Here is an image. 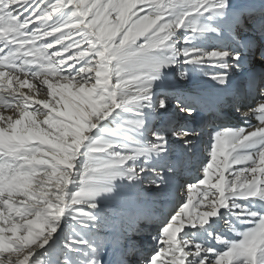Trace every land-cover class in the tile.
<instances>
[{
    "label": "snow or ice",
    "instance_id": "1",
    "mask_svg": "<svg viewBox=\"0 0 264 264\" xmlns=\"http://www.w3.org/2000/svg\"><path fill=\"white\" fill-rule=\"evenodd\" d=\"M0 264H264V0H0Z\"/></svg>",
    "mask_w": 264,
    "mask_h": 264
},
{
    "label": "bare ground",
    "instance_id": "2",
    "mask_svg": "<svg viewBox=\"0 0 264 264\" xmlns=\"http://www.w3.org/2000/svg\"><path fill=\"white\" fill-rule=\"evenodd\" d=\"M242 86H243L242 81L237 80L236 87H242ZM196 87L197 88H204L207 86L203 85V84H198ZM205 95H206V98L208 99V101L211 102V90L210 89L205 93ZM41 98H43V95L41 96ZM236 123L241 124L243 122L237 120ZM208 141H209V136L207 135V133H205V135L203 136V138L200 141V154L198 155V160L203 159L206 156V148H207ZM197 174L198 173L195 170H193L190 173V175L193 177H195ZM105 259H107V257Z\"/></svg>",
    "mask_w": 264,
    "mask_h": 264
}]
</instances>
